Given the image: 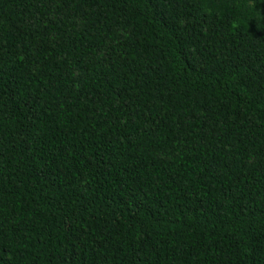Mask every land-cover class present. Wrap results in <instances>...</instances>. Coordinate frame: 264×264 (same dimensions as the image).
I'll use <instances>...</instances> for the list:
<instances>
[{"label": "trees", "instance_id": "16d2710c", "mask_svg": "<svg viewBox=\"0 0 264 264\" xmlns=\"http://www.w3.org/2000/svg\"><path fill=\"white\" fill-rule=\"evenodd\" d=\"M0 264H264V0H0Z\"/></svg>", "mask_w": 264, "mask_h": 264}]
</instances>
